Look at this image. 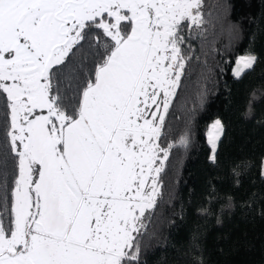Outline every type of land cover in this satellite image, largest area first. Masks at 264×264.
Masks as SVG:
<instances>
[{"label":"snow or ice","instance_id":"snow-or-ice-1","mask_svg":"<svg viewBox=\"0 0 264 264\" xmlns=\"http://www.w3.org/2000/svg\"><path fill=\"white\" fill-rule=\"evenodd\" d=\"M201 3L0 0V97L15 160L10 190L0 177V264H139L165 162L189 143L161 137ZM85 44L93 67L81 77L69 65ZM255 60L239 58L233 74ZM222 132L216 120L212 161Z\"/></svg>","mask_w":264,"mask_h":264},{"label":"trees","instance_id":"trees-1","mask_svg":"<svg viewBox=\"0 0 264 264\" xmlns=\"http://www.w3.org/2000/svg\"><path fill=\"white\" fill-rule=\"evenodd\" d=\"M203 23L187 29L190 60L166 117L162 144L173 148L160 196L146 212L139 264H264V0H202ZM255 56L236 78L239 57ZM81 77L93 67L87 44L71 58ZM0 97V177L9 190L15 160ZM223 126L215 161L208 128Z\"/></svg>","mask_w":264,"mask_h":264},{"label":"rangeland","instance_id":"rangeland-1","mask_svg":"<svg viewBox=\"0 0 264 264\" xmlns=\"http://www.w3.org/2000/svg\"><path fill=\"white\" fill-rule=\"evenodd\" d=\"M193 26L196 27L195 25H193ZM193 26H191V27H193ZM191 27L185 29L184 35H185L187 29H190ZM242 57H246V56H242ZM239 58H241V57H239ZM239 58H238V59H239ZM238 59L236 60L234 66H233L232 73H233V70L237 68V61H238ZM253 65H254V64H253ZM252 67H253V66H252ZM250 69H251V68H250ZM246 70H248V69H244V70L241 72V75H242ZM233 75H234V74H233ZM241 75H240V76H241ZM234 76H235V75H234ZM240 76H239V77H240ZM235 77H236V78H239V77H237V76H235ZM214 122H215V121H214ZM214 122H213V123H214ZM213 123H212V124H213ZM212 124H211V125H212ZM211 125H210L209 128H208V133H209V131H210V127H211ZM220 136H221V134H220ZM207 140H208V134H207ZM217 143H218V141H217ZM209 145H210V144H209ZM210 148H211V145H210ZM211 151H212V149H211ZM212 155H213V152H211V156H212ZM263 165H264V164H263ZM263 172H264V168H263Z\"/></svg>","mask_w":264,"mask_h":264}]
</instances>
